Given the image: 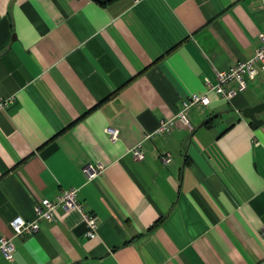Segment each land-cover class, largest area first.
Wrapping results in <instances>:
<instances>
[{
  "label": "crops",
  "instance_id": "1",
  "mask_svg": "<svg viewBox=\"0 0 264 264\" xmlns=\"http://www.w3.org/2000/svg\"><path fill=\"white\" fill-rule=\"evenodd\" d=\"M261 32L264 0H0V99L13 97L0 108V235L69 187L97 223L87 238L80 214L57 208L0 264H264V108L260 124L242 116L264 104V71L229 100L204 83ZM190 94L208 100L186 110L190 129L155 133Z\"/></svg>",
  "mask_w": 264,
  "mask_h": 264
},
{
  "label": "built area",
  "instance_id": "2",
  "mask_svg": "<svg viewBox=\"0 0 264 264\" xmlns=\"http://www.w3.org/2000/svg\"><path fill=\"white\" fill-rule=\"evenodd\" d=\"M258 39L259 45L253 49L252 54L248 58L238 60L225 69L215 70L213 84L207 79H204L206 92H214L224 100H229L236 91H242L245 88V78L252 80L256 73L264 71V32L258 34ZM230 82H234V89L228 85ZM12 100V96L0 99V108L6 107ZM207 103L208 100L205 94H190L181 101L180 107L176 109L171 116L160 118L157 121L154 132L157 134L169 133L176 122H179L184 128L190 129L186 117V110L193 105L205 106ZM106 131L110 140L116 138L117 131L115 129L107 128ZM148 136L149 134L145 137ZM128 152L133 159L138 160L143 156L142 146L139 142L129 148ZM158 157L162 165H166L171 160L168 153H162ZM103 169L104 164L95 163L85 164L81 170L86 181H89L98 176ZM75 194L76 188L69 187L60 189L53 200L43 198L35 204L33 208V219L25 220L21 216L13 217L10 220L12 235H0V252L2 255L6 259L10 258V252L13 248V238H22L35 234L39 230L40 221L54 222L57 217V208H61L63 211L74 210L78 212L85 225L84 236L87 238L94 237L97 229L96 219L94 216L84 211L82 204L76 201Z\"/></svg>",
  "mask_w": 264,
  "mask_h": 264
},
{
  "label": "water",
  "instance_id": "3",
  "mask_svg": "<svg viewBox=\"0 0 264 264\" xmlns=\"http://www.w3.org/2000/svg\"><path fill=\"white\" fill-rule=\"evenodd\" d=\"M264 108V104H258L254 107L245 108L242 110V116L248 118L253 125H257L261 123V120H256L254 118V114L260 112ZM209 118H206L201 122L200 125L204 124Z\"/></svg>",
  "mask_w": 264,
  "mask_h": 264
}]
</instances>
